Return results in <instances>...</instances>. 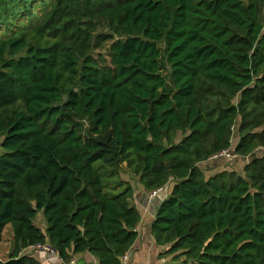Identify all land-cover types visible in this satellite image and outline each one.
Here are the masks:
<instances>
[{
    "label": "trees",
    "instance_id": "1",
    "mask_svg": "<svg viewBox=\"0 0 264 264\" xmlns=\"http://www.w3.org/2000/svg\"><path fill=\"white\" fill-rule=\"evenodd\" d=\"M35 1L0 0V25L28 17L0 37V264H42L41 242L63 260L43 264H121L141 221L123 167L170 186L152 233L173 264H264V0ZM233 127L249 161L207 177Z\"/></svg>",
    "mask_w": 264,
    "mask_h": 264
},
{
    "label": "crops",
    "instance_id": "2",
    "mask_svg": "<svg viewBox=\"0 0 264 264\" xmlns=\"http://www.w3.org/2000/svg\"><path fill=\"white\" fill-rule=\"evenodd\" d=\"M238 140L239 137L234 140L233 133L231 149H234ZM217 159L218 158H211L199 164L207 177L225 170V168H222V161H217ZM123 168L122 176L127 177L122 179L134 185L135 194L133 202L141 214V221L137 225L138 237L128 252V264H173L171 262V255L162 253L166 250V247L158 246L152 233V223L155 220L157 206L168 196L170 186H164L158 192L157 196L151 198L149 196L150 192L145 191L143 187L137 185L136 176L126 167ZM25 253L32 254L42 264L47 261L58 262L56 259L51 258V256L40 251H35L33 248L26 249L24 251V254ZM72 259L75 260L77 264H99L98 259L89 252L73 255Z\"/></svg>",
    "mask_w": 264,
    "mask_h": 264
},
{
    "label": "rangeland",
    "instance_id": "3",
    "mask_svg": "<svg viewBox=\"0 0 264 264\" xmlns=\"http://www.w3.org/2000/svg\"><path fill=\"white\" fill-rule=\"evenodd\" d=\"M52 1L53 0H36L35 3L33 4L32 12L36 13L39 16H42L45 13V11H47V9L49 8L48 6L50 5V3ZM22 9H24V8H22ZM9 17L12 18L11 15ZM24 22H28L27 16H21L19 19H14V23H12L10 25L9 29H7L5 25H0V37L3 36L4 34H6V31H8L10 33L13 30H17V28ZM237 134L238 133H237V130L235 127V129H234V140L238 138ZM179 138H180V135H179ZM3 151L4 150L0 147V153ZM218 159H217V161H222V163H221L222 168H225V170H236L237 172H242L243 168H244V164L249 161V159H248L247 161L244 162L241 158H235L232 160H227L225 158H221V159L218 158ZM125 177H127V176H125ZM125 177L122 176L121 179L125 178ZM114 182H115V184H117L118 178H115ZM112 186H114L113 183L110 185V188H107V191L109 193H118V192L122 191L123 188L125 187L124 184H121L120 185L121 187L115 188V189H113ZM37 223L38 224L42 223L41 217L38 218ZM12 248H13L12 228L10 225H8L5 228V231L3 233V241L0 244V258L3 260L8 259L9 255L12 251Z\"/></svg>",
    "mask_w": 264,
    "mask_h": 264
},
{
    "label": "built area",
    "instance_id": "4",
    "mask_svg": "<svg viewBox=\"0 0 264 264\" xmlns=\"http://www.w3.org/2000/svg\"><path fill=\"white\" fill-rule=\"evenodd\" d=\"M234 129L235 128L233 127V130ZM237 157H239V156L237 154H235V152L232 153L231 148H230V149L223 150V151L219 152L218 154H215L212 158H225L227 160H232V159H235ZM161 189L162 188H160L156 191L150 192L149 196L151 198H154L155 196H157L158 192ZM31 248H33L35 251H40V252H43V253L49 255V256H51V258H54L59 262H63V260L60 258V255H59L57 248L54 247L49 242H41V243H38V244L32 246ZM128 261H129L128 253L121 256V264H128ZM70 263L71 264H77V262L73 259H71Z\"/></svg>",
    "mask_w": 264,
    "mask_h": 264
},
{
    "label": "water",
    "instance_id": "5",
    "mask_svg": "<svg viewBox=\"0 0 264 264\" xmlns=\"http://www.w3.org/2000/svg\"><path fill=\"white\" fill-rule=\"evenodd\" d=\"M95 39H96V35L94 36V39H93V42H95ZM231 151H232V153H234L235 151L233 150V149H231ZM256 155V153H253L252 154V156H255ZM249 159V157L248 156H244V157H242V160L245 162V161H247ZM159 207V205L157 206V208Z\"/></svg>",
    "mask_w": 264,
    "mask_h": 264
}]
</instances>
